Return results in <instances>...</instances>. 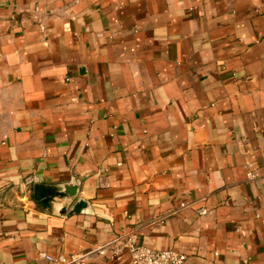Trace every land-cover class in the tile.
<instances>
[{"label":"crops","instance_id":"0c3cea01","mask_svg":"<svg viewBox=\"0 0 264 264\" xmlns=\"http://www.w3.org/2000/svg\"><path fill=\"white\" fill-rule=\"evenodd\" d=\"M129 232L264 264V0H0V264Z\"/></svg>","mask_w":264,"mask_h":264},{"label":"built area","instance_id":"2783aa9c","mask_svg":"<svg viewBox=\"0 0 264 264\" xmlns=\"http://www.w3.org/2000/svg\"><path fill=\"white\" fill-rule=\"evenodd\" d=\"M200 215L207 214V210L201 208ZM130 260L127 264H185L187 255L176 250H157L148 245L139 243L136 232H129L116 237L111 242L96 248L69 256L44 255V258L56 264H86L95 257H108L114 260H122L125 254Z\"/></svg>","mask_w":264,"mask_h":264},{"label":"water","instance_id":"95a60500","mask_svg":"<svg viewBox=\"0 0 264 264\" xmlns=\"http://www.w3.org/2000/svg\"><path fill=\"white\" fill-rule=\"evenodd\" d=\"M79 185L74 183L63 184V185H46L35 183L34 185V199L42 206L47 209L50 213L54 212L56 205H62L60 210L61 215H65L69 209L68 205L61 204L62 201H74L77 197ZM60 203V204H59ZM87 207V202L78 199L68 215L78 214Z\"/></svg>","mask_w":264,"mask_h":264}]
</instances>
